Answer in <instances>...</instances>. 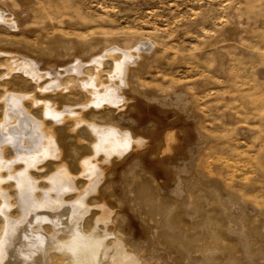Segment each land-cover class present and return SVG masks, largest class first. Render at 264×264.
Wrapping results in <instances>:
<instances>
[{
    "label": "rangeland",
    "instance_id": "rangeland-1",
    "mask_svg": "<svg viewBox=\"0 0 264 264\" xmlns=\"http://www.w3.org/2000/svg\"><path fill=\"white\" fill-rule=\"evenodd\" d=\"M0 13L16 25L0 23V50L19 52L51 81L112 47L135 52L147 43L125 89L162 120L171 112L180 147L173 161L133 157L107 177L102 194L121 209L123 239L150 264H264V0H0ZM17 78L13 92L34 90ZM24 108L40 121L39 108ZM154 128L139 130L150 137ZM12 155L7 149L2 166ZM55 165L30 177L46 179Z\"/></svg>",
    "mask_w": 264,
    "mask_h": 264
},
{
    "label": "bare ground",
    "instance_id": "bare-ground-1",
    "mask_svg": "<svg viewBox=\"0 0 264 264\" xmlns=\"http://www.w3.org/2000/svg\"><path fill=\"white\" fill-rule=\"evenodd\" d=\"M0 23L11 30L16 26L1 13ZM146 44L135 52L112 47L53 81L19 52L0 50V163L7 149L15 154L13 161L0 165V174L8 175L0 176V264H150L145 251L123 239L121 209L113 206V195L102 194L117 165L120 169L133 157L156 154L168 157L157 158L159 163L173 161L177 156L170 154L180 147L176 122L166 121L171 112H159L162 120L156 107L131 88L126 91L131 67L147 53ZM19 73L27 77L26 82L21 79L24 85L34 87L30 93L11 90ZM26 104L40 109V121L28 116ZM121 110L124 114L116 113ZM151 111L156 118L148 116ZM123 118L132 125L124 127ZM149 123L155 128L147 137L139 129ZM66 139L73 141L68 148L62 144ZM78 144L88 145V152L80 153ZM49 164H56L54 174L30 177V170L41 172L39 166ZM70 196L76 199L67 201ZM32 225L38 230L30 229Z\"/></svg>",
    "mask_w": 264,
    "mask_h": 264
}]
</instances>
